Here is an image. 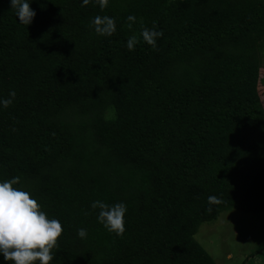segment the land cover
Wrapping results in <instances>:
<instances>
[{
  "label": "trees",
  "instance_id": "trees-1",
  "mask_svg": "<svg viewBox=\"0 0 264 264\" xmlns=\"http://www.w3.org/2000/svg\"><path fill=\"white\" fill-rule=\"evenodd\" d=\"M28 2L23 25L0 0V182L18 176L62 224L50 264H215L199 225L264 211V0ZM153 22L155 48L139 38ZM97 200L126 205L122 236Z\"/></svg>",
  "mask_w": 264,
  "mask_h": 264
},
{
  "label": "clouds",
  "instance_id": "clouds-1",
  "mask_svg": "<svg viewBox=\"0 0 264 264\" xmlns=\"http://www.w3.org/2000/svg\"><path fill=\"white\" fill-rule=\"evenodd\" d=\"M90 0H83L82 6H87ZM99 7L104 9L108 0H96ZM11 9L16 10V16L23 25L31 24L35 12L30 8L28 0H10ZM128 28H132L136 17H127ZM143 24V21H141ZM95 33L100 36H111L116 31L114 18L97 15L91 23ZM163 36L162 31H157L155 22L151 29L142 27L139 38L146 44L156 47L157 38ZM139 43L136 35L128 38L126 47L133 51ZM16 93L10 92L9 96L14 98ZM12 99L0 101L3 107L7 108ZM15 131V129H13ZM20 178L14 177L8 181L0 182V254L5 261L12 264H50L53 260L52 250L57 247V242L63 233V226L57 219H50L41 210L40 204L32 198L29 192L14 187ZM215 196L208 197L209 204H219ZM92 209H99L97 220L110 233L122 236L125 232L124 216L127 211L126 205L117 203L108 205L102 201H94ZM211 211V209H208ZM77 235L86 238V229H78Z\"/></svg>",
  "mask_w": 264,
  "mask_h": 264
},
{
  "label": "rangeland",
  "instance_id": "rangeland-1",
  "mask_svg": "<svg viewBox=\"0 0 264 264\" xmlns=\"http://www.w3.org/2000/svg\"><path fill=\"white\" fill-rule=\"evenodd\" d=\"M258 75L264 79V61ZM257 93L264 107L261 83L257 84ZM193 239L215 264H264V211H222L215 220L201 223Z\"/></svg>",
  "mask_w": 264,
  "mask_h": 264
}]
</instances>
